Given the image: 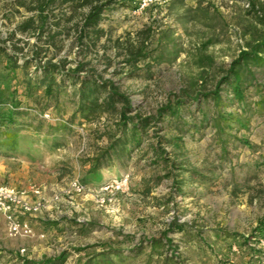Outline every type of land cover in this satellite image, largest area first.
Masks as SVG:
<instances>
[{
	"label": "rangeland",
	"instance_id": "obj_1",
	"mask_svg": "<svg viewBox=\"0 0 264 264\" xmlns=\"http://www.w3.org/2000/svg\"><path fill=\"white\" fill-rule=\"evenodd\" d=\"M244 4L160 0L139 9L137 0H115L102 14L100 32L83 42L76 25L87 6L55 9L66 28L59 51L50 49L47 58H66V68L82 61L111 78L131 99L132 113L152 114L182 100L179 113L143 133L128 157L95 173L90 159L107 144L104 132L115 117L70 121L75 85L68 81L55 100L44 87L25 89L20 68L10 81L0 62V86L18 88L0 104V185L31 199L35 186L42 201L29 216L30 238L9 237L0 215V264L254 263L259 249L252 237L264 227V68L251 66L255 81L248 80L241 103L225 91L219 106L196 95L213 89L240 50L264 39V0ZM31 13L0 1V41ZM148 30L146 56L130 66L122 47ZM16 38L28 40L25 51L37 41L29 33ZM202 56L209 57L203 66ZM127 174L122 189L101 190ZM74 180L87 189H73Z\"/></svg>",
	"mask_w": 264,
	"mask_h": 264
},
{
	"label": "trees",
	"instance_id": "obj_2",
	"mask_svg": "<svg viewBox=\"0 0 264 264\" xmlns=\"http://www.w3.org/2000/svg\"><path fill=\"white\" fill-rule=\"evenodd\" d=\"M0 1L4 2L9 9L18 10L23 8L27 12H32L15 25L6 39L0 41V62L7 66L10 81L16 78L15 71L20 68L24 74L25 89L30 90L33 86L44 87L46 97H52L55 94V100L69 81L72 86L75 85L72 92L76 102L75 114L70 121H73L76 115L82 121H90L103 115L115 117L113 124L104 132L108 139L107 144L90 159L89 172L95 173L113 165L116 160L128 157L132 147L140 146L143 133L148 132L152 126L163 121L165 116H173L179 113L177 110H180L179 106L182 104V100L177 101V107L167 102L159 106L152 114L145 115L139 111L132 113L131 99L120 90L111 78L104 77L95 69L86 68L82 61H78L73 68H66V58L59 57L54 61L56 54L47 58V52L50 49L55 48L59 51L61 43L59 35L66 28L65 25L61 24L60 17L56 16L55 9L62 8L67 4H70L74 10H77L78 7L87 6L86 11L81 15L82 22L76 25L78 36L81 38L80 42H83V37L86 35L100 32L98 24L102 14L105 8L115 0ZM149 31H146L142 36L140 35L136 43L126 41L122 47L124 61L130 66L135 65L140 58L146 56ZM16 32L32 34L41 43L38 44L36 41L30 45V49L25 51L29 45L28 40L16 38ZM7 41H10L9 45ZM20 42L22 45H19ZM25 52H29V54H25ZM206 58L209 57L202 56L201 61L198 63L203 66L207 62ZM251 66L264 68L263 38L250 44L247 49L238 52L237 56L225 69L224 74L218 78L213 89L196 95H201L204 99L210 98L214 101V104L219 106V103L223 100L222 91H225L226 96L240 103L243 102L245 100V90L249 85L248 80L255 81ZM199 78L200 80L205 79L204 75H200ZM16 85L6 83L0 86V104L4 102L9 94L18 91ZM184 95L186 98L194 100L188 93H184ZM45 109L47 107L40 110L45 111ZM14 114H17V112ZM228 116L233 118L230 113ZM219 118L226 121L225 117L219 116ZM238 122L245 125L240 118H238ZM158 147L157 144L150 147L156 155L158 154ZM174 184L181 187L177 181Z\"/></svg>",
	"mask_w": 264,
	"mask_h": 264
},
{
	"label": "built area",
	"instance_id": "obj_3",
	"mask_svg": "<svg viewBox=\"0 0 264 264\" xmlns=\"http://www.w3.org/2000/svg\"><path fill=\"white\" fill-rule=\"evenodd\" d=\"M160 0H137L139 9L149 6L152 3H156ZM208 1V0H206ZM244 6L250 7V0H245ZM129 175H124L120 178H114L112 180L105 181L101 186L102 191H116L126 186ZM73 189L78 192L85 191L87 185L74 180L72 182ZM32 191L37 198L31 199L27 191H19L8 185H0V215L3 218L6 233L11 238H30L35 235V229L32 224L30 215L39 212L42 208V201L39 199L40 191L37 187H31ZM42 237L43 235H39ZM253 246L259 249V254L254 255L253 264H264V227L262 233L252 237ZM22 247L20 252H24Z\"/></svg>",
	"mask_w": 264,
	"mask_h": 264
},
{
	"label": "crops",
	"instance_id": "obj_4",
	"mask_svg": "<svg viewBox=\"0 0 264 264\" xmlns=\"http://www.w3.org/2000/svg\"><path fill=\"white\" fill-rule=\"evenodd\" d=\"M1 264H3V263H1Z\"/></svg>",
	"mask_w": 264,
	"mask_h": 264
}]
</instances>
